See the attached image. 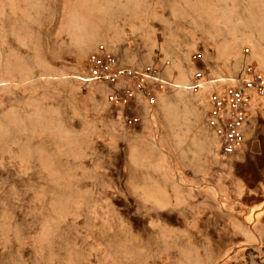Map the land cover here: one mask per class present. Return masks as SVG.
Returning a JSON list of instances; mask_svg holds the SVG:
<instances>
[{
	"label": "rangeland",
	"instance_id": "obj_1",
	"mask_svg": "<svg viewBox=\"0 0 264 264\" xmlns=\"http://www.w3.org/2000/svg\"><path fill=\"white\" fill-rule=\"evenodd\" d=\"M100 45L163 65L165 98L111 105L86 77ZM247 61L264 73V0H0V264H220L248 243L203 229L250 187L247 142L223 156L206 126Z\"/></svg>",
	"mask_w": 264,
	"mask_h": 264
},
{
	"label": "built area",
	"instance_id": "obj_2",
	"mask_svg": "<svg viewBox=\"0 0 264 264\" xmlns=\"http://www.w3.org/2000/svg\"><path fill=\"white\" fill-rule=\"evenodd\" d=\"M249 53V49H245ZM191 61L197 70L190 90L200 93L207 85L205 53L196 51ZM169 64V63H167ZM88 81L107 89V101L116 108L126 109L136 104L154 107L166 87L164 66L160 63L129 66L100 45L87 60ZM264 99V73L253 62H246L234 85L214 89L208 98L206 126L222 142L223 156H233L243 148L244 129L255 100ZM128 127L142 123L141 115H127Z\"/></svg>",
	"mask_w": 264,
	"mask_h": 264
},
{
	"label": "crops",
	"instance_id": "obj_3",
	"mask_svg": "<svg viewBox=\"0 0 264 264\" xmlns=\"http://www.w3.org/2000/svg\"><path fill=\"white\" fill-rule=\"evenodd\" d=\"M232 51L235 52V46ZM165 94L160 95L159 101L165 98ZM164 100L167 103L168 100ZM258 106L261 116L258 123H252ZM244 137L249 149L243 151L241 176L250 187L244 190L237 184L236 191L241 199L218 202V209L211 211L213 219L210 224L203 226L215 239L248 241L242 247L226 250L220 264H264V150L259 155L252 152L255 146L260 145L263 149L264 145V99L253 102Z\"/></svg>",
	"mask_w": 264,
	"mask_h": 264
}]
</instances>
